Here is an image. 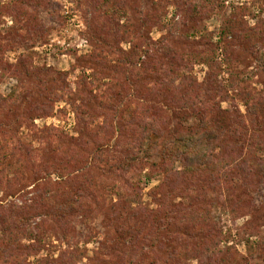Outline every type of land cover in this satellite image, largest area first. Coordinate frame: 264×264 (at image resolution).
I'll return each instance as SVG.
<instances>
[{
	"label": "rangeland",
	"instance_id": "obj_1",
	"mask_svg": "<svg viewBox=\"0 0 264 264\" xmlns=\"http://www.w3.org/2000/svg\"><path fill=\"white\" fill-rule=\"evenodd\" d=\"M0 264H264V0H0Z\"/></svg>",
	"mask_w": 264,
	"mask_h": 264
},
{
	"label": "trees",
	"instance_id": "obj_2",
	"mask_svg": "<svg viewBox=\"0 0 264 264\" xmlns=\"http://www.w3.org/2000/svg\"><path fill=\"white\" fill-rule=\"evenodd\" d=\"M182 110H180L181 112ZM178 115V114H177ZM211 122V120H209ZM204 124V122H203ZM202 126V125H201ZM212 128V124L210 123H205L203 126V130L204 132H201L200 129H195L197 131V133L189 138L188 140L186 139H182V137L176 138V136L174 135L173 139H169L167 137L162 136V132L159 133V138H157V140L151 141V146L150 148H147V151H151V150H160L159 155L165 159V161L171 159L173 161V159L176 161L177 159H182V157H186L188 159H186L187 162H185V166L187 167V169H192L194 166L195 161H193L192 157L193 155H199L201 152V149H199L201 146L200 144H198V142H205V140L201 139L204 138V134L199 135L198 132L200 133H208V134H212L213 135V131L211 130ZM187 129L191 130L193 129L191 125L187 124ZM224 135L226 134V130H224ZM177 134H178V130H176ZM194 132V131H193ZM233 133V132H231ZM230 133V134H231ZM229 135L227 134V137ZM223 137V136H222ZM221 137V138H222ZM199 139V141H198ZM220 139V138H219ZM217 139V141L219 140ZM159 141V142H156ZM156 142V143H155ZM214 141H212L213 143ZM203 143V145H204ZM199 147V148H198ZM198 149V150H196ZM153 150V151H154ZM192 152V154H190ZM185 155V156H184ZM158 156V155H156ZM177 158V159H176ZM182 162L184 163V161L182 160ZM163 171V170H162ZM161 200V199H160ZM160 200L158 201L160 203Z\"/></svg>",
	"mask_w": 264,
	"mask_h": 264
}]
</instances>
